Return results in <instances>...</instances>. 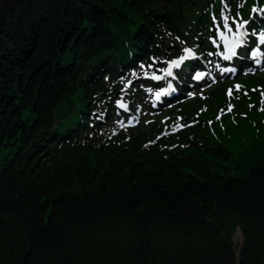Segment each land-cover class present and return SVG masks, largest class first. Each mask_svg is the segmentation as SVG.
<instances>
[{
  "label": "trees",
  "instance_id": "trees-1",
  "mask_svg": "<svg viewBox=\"0 0 264 264\" xmlns=\"http://www.w3.org/2000/svg\"><path fill=\"white\" fill-rule=\"evenodd\" d=\"M254 8L264 0H0V264H264L262 95L216 133L185 116L152 141L170 112L110 128L116 101L139 95L132 71L153 82L185 48L220 44L211 16L263 29Z\"/></svg>",
  "mask_w": 264,
  "mask_h": 264
},
{
  "label": "rangeland",
  "instance_id": "rangeland-1",
  "mask_svg": "<svg viewBox=\"0 0 264 264\" xmlns=\"http://www.w3.org/2000/svg\"><path fill=\"white\" fill-rule=\"evenodd\" d=\"M263 72H264V65L262 66ZM143 71V70H142ZM257 71L253 72V74H257L258 72L261 71ZM250 72L247 70V72H245L244 74H249ZM227 76V75H226ZM133 77H136V75H134ZM240 74H237L236 76L232 77V80L230 82H226L223 87H221L222 85H218L216 86V80H213L211 83H209L208 85L204 86V87H194L191 86V92L187 95L188 97H190L192 95V97L190 99H186L188 100L185 105H183L181 107V109L179 111H177V114L179 116H189V117H194L197 116L199 117L201 120H203V122H207L208 126L210 127V129H213V124L216 123L219 127L214 126V130L215 133L216 131L222 129L223 131H225V127H226V117H229L230 121L232 123H235L236 121V116L237 113L236 112V106L237 103H239L243 98L246 99L247 103V107H248V112H250L251 109H253V107L255 106L254 102H252V97L250 96V93H258V95H262V92H264L263 86L260 82H257L256 84L252 81L249 80L252 77L249 78H243L240 79ZM257 78H262L264 79V75H261V77H257ZM235 86L237 87H234ZM131 85H133L131 83ZM134 86V85H133ZM231 89L233 90L232 92V96L229 98L228 95L226 94V92H228V90ZM212 90L209 94L208 91ZM208 94V95H207ZM207 95V97H206ZM232 105V111L229 112L228 111V106ZM258 110L260 111L261 107H262V99L258 98ZM222 109V113L219 115L218 112L219 110ZM262 112V111H260ZM129 117L133 118L134 120H137V111L135 110L134 112H128ZM142 115V112L141 114ZM76 117V116H75ZM62 121V117L61 118H56V121ZM126 120H124V118H121L119 120L116 121L117 124L119 123H126ZM138 126L141 129H147L148 127H146V121L145 120H141L140 119V123L138 124ZM145 128H144V127ZM143 127V128H142ZM175 129H177V127H175ZM237 233V234H236ZM242 243V237H241V233L240 231L237 229L233 238H232V244H233V251L235 254V258L238 259V253H239V249Z\"/></svg>",
  "mask_w": 264,
  "mask_h": 264
},
{
  "label": "snow or ice",
  "instance_id": "snow-or-ice-1",
  "mask_svg": "<svg viewBox=\"0 0 264 264\" xmlns=\"http://www.w3.org/2000/svg\"><path fill=\"white\" fill-rule=\"evenodd\" d=\"M224 11L227 12V5L226 4L224 5ZM253 12L264 13V9L254 8ZM221 19H222L223 29L225 31H219L218 34H219V39L224 44V51L222 53H220L219 55H221L224 60L228 61V60H231L233 57H236L238 55V53H237L238 48L245 45V43H246L245 36L248 35V33L246 31H244V29H246L249 21L232 19L228 15H222ZM230 19H231V23L235 25V30L233 29L232 26H230ZM213 20L215 22L216 18L213 17ZM252 35H256L255 31L252 32ZM259 41L261 44H264V32H261L259 34ZM185 52L188 55H191L190 49H185ZM260 55H261V53L258 49L251 52V56L253 58H257ZM184 59H185V57H181L179 60L171 61L169 68L166 70L165 75L169 76V77L173 76L172 68H178ZM223 71H225V72L234 71V69H224ZM202 76H203V73H198L196 75L195 79L200 80L202 78ZM151 79L160 80V79H163V77L152 75ZM169 89H171V84H169ZM167 92H168V89L164 90L163 92H157L155 94L157 100H159L162 95H166ZM229 95H231V91L229 92ZM117 103L121 108H126L125 104L120 103L119 101ZM228 111L229 112L232 111V105L231 104L228 106ZM260 111L264 112V92H262V107H261Z\"/></svg>",
  "mask_w": 264,
  "mask_h": 264
},
{
  "label": "bare ground",
  "instance_id": "bare-ground-1",
  "mask_svg": "<svg viewBox=\"0 0 264 264\" xmlns=\"http://www.w3.org/2000/svg\"><path fill=\"white\" fill-rule=\"evenodd\" d=\"M237 234V233H236Z\"/></svg>",
  "mask_w": 264,
  "mask_h": 264
}]
</instances>
